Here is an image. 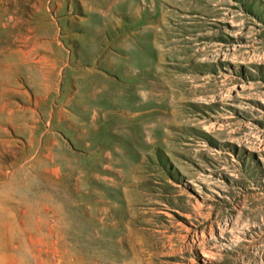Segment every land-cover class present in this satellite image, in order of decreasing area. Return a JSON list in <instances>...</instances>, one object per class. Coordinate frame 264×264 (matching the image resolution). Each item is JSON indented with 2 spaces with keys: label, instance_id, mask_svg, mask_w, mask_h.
Here are the masks:
<instances>
[{
  "label": "rangeland",
  "instance_id": "374dc122",
  "mask_svg": "<svg viewBox=\"0 0 264 264\" xmlns=\"http://www.w3.org/2000/svg\"><path fill=\"white\" fill-rule=\"evenodd\" d=\"M15 26L16 264H264V0H0V80Z\"/></svg>",
  "mask_w": 264,
  "mask_h": 264
},
{
  "label": "bare ground",
  "instance_id": "6f19581e",
  "mask_svg": "<svg viewBox=\"0 0 264 264\" xmlns=\"http://www.w3.org/2000/svg\"><path fill=\"white\" fill-rule=\"evenodd\" d=\"M154 107L160 106L156 105ZM148 133H150V131ZM151 142H154L153 137L150 139V143ZM36 214H33V216H35ZM50 216H53V214H44L45 220H48ZM24 227L25 224L21 217V214L16 211L15 205L13 203L12 191H5L4 198H0V264H16V260L13 254L14 243L16 242V231H20ZM37 229H39L38 226ZM38 235L39 233L37 231H31L27 235L28 242L31 244L32 248L35 244V241L40 240ZM204 256L207 257V254H205Z\"/></svg>",
  "mask_w": 264,
  "mask_h": 264
},
{
  "label": "crops",
  "instance_id": "0c3cea01",
  "mask_svg": "<svg viewBox=\"0 0 264 264\" xmlns=\"http://www.w3.org/2000/svg\"><path fill=\"white\" fill-rule=\"evenodd\" d=\"M18 29V26H15L14 28L11 27L8 32L5 31L1 34V38H3V41L6 43L5 49H8L5 54L9 55V61L6 60L4 62L5 68L3 65L2 66L3 69L9 73V77L7 79L0 80V87L6 89L3 93L7 96L17 90L15 78L20 75H24L25 78H29V75L32 70H34L35 65L32 60V49L27 48L30 41V37L27 35L29 30H25V32H23L25 33L24 39L27 46L25 48H18L15 42V36L18 34ZM43 57L47 58V55H44Z\"/></svg>",
  "mask_w": 264,
  "mask_h": 264
}]
</instances>
